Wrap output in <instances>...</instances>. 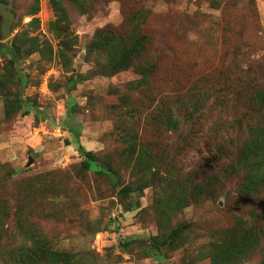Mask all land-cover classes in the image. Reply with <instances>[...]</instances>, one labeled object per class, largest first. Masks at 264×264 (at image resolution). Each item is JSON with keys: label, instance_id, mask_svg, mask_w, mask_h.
<instances>
[{"label": "rangeland", "instance_id": "rangeland-1", "mask_svg": "<svg viewBox=\"0 0 264 264\" xmlns=\"http://www.w3.org/2000/svg\"><path fill=\"white\" fill-rule=\"evenodd\" d=\"M0 2V264H263L264 0Z\"/></svg>", "mask_w": 264, "mask_h": 264}, {"label": "trees", "instance_id": "trees-1", "mask_svg": "<svg viewBox=\"0 0 264 264\" xmlns=\"http://www.w3.org/2000/svg\"><path fill=\"white\" fill-rule=\"evenodd\" d=\"M10 52V57L13 63L19 58V52L16 47H13ZM254 98L264 103V92H256ZM241 158L239 159L243 162V167L246 169L242 177V184L239 188V193L244 196L255 195L259 193L260 190L264 192V127H257L253 133V138L249 142H244L241 146ZM79 154L83 158L85 168L93 169L97 172H102L106 174H111L109 171L98 167L95 164V156L89 151H85L82 146L78 147ZM238 163V161H237ZM132 192L130 188H122L121 193L128 195ZM261 214L264 216V206L261 209ZM11 231L15 232L12 234L6 230V242L9 244L13 242L14 236L25 237L21 233L18 225H15ZM33 235V234H32ZM35 239V238H34ZM32 239V243L36 244L37 241ZM50 254V252H48ZM51 260L52 257L40 258L36 255L34 248L31 250H21V252L15 257L12 258L15 264H42V260ZM48 261V263H49ZM47 263V264H48ZM264 264V261H263Z\"/></svg>", "mask_w": 264, "mask_h": 264}, {"label": "water", "instance_id": "water-1", "mask_svg": "<svg viewBox=\"0 0 264 264\" xmlns=\"http://www.w3.org/2000/svg\"><path fill=\"white\" fill-rule=\"evenodd\" d=\"M13 7L11 4L0 2V17H1V36L2 40H6L11 35V26L14 21Z\"/></svg>", "mask_w": 264, "mask_h": 264}]
</instances>
